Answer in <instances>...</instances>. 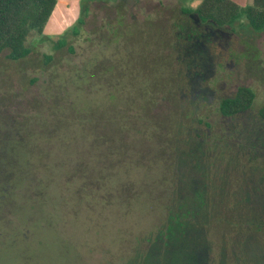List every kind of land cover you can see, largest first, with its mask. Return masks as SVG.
<instances>
[{"label":"rangeland","instance_id":"rangeland-1","mask_svg":"<svg viewBox=\"0 0 264 264\" xmlns=\"http://www.w3.org/2000/svg\"><path fill=\"white\" fill-rule=\"evenodd\" d=\"M200 1L58 0L0 54V146L25 140L44 195L11 197L0 264H264V29ZM239 86L253 105L221 116ZM169 202L191 220L166 228Z\"/></svg>","mask_w":264,"mask_h":264},{"label":"trees","instance_id":"trees-1","mask_svg":"<svg viewBox=\"0 0 264 264\" xmlns=\"http://www.w3.org/2000/svg\"><path fill=\"white\" fill-rule=\"evenodd\" d=\"M57 2L58 0H0V54L8 50V58L12 61L25 58L29 54L27 40L30 33L33 31L41 33ZM184 12L193 14L200 23H212L217 27H230L243 14L252 31L260 32L264 29V0H248L244 8L239 7L231 0H201L195 8L186 9ZM83 21V19H79L77 26L72 29L71 33L74 36L79 34ZM56 45L58 48L64 47L66 41L60 39ZM105 75L103 73L102 77L106 79ZM119 85L121 87L122 82ZM91 89L92 91L96 90L92 84ZM116 90L108 93L99 89L96 91L105 92L108 96L115 98L123 91ZM254 100L255 93L252 89L239 86L234 96L223 98L219 102L218 112L223 117H231L247 111L253 105ZM258 116L264 121V104L258 110ZM61 121L59 119L58 123ZM91 143L93 144V142ZM7 146H9L8 150L4 149L6 146H0L2 147V149L0 148V240L5 234L2 227L8 228L12 221L13 224L15 223L8 207L9 203L11 204L12 196L19 195L27 200L41 201L44 199L39 173L31 171V164L25 159L23 160L19 154V150L26 146L25 140L21 145L19 143L16 145L11 140ZM172 205V202H169L166 208L168 216L166 228L168 229L192 218V213L185 212L182 204H179V211H177L178 206L173 207Z\"/></svg>","mask_w":264,"mask_h":264}]
</instances>
